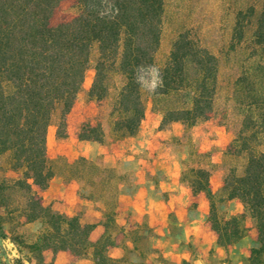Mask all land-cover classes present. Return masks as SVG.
<instances>
[{"label": "trees", "instance_id": "1", "mask_svg": "<svg viewBox=\"0 0 264 264\" xmlns=\"http://www.w3.org/2000/svg\"><path fill=\"white\" fill-rule=\"evenodd\" d=\"M60 1L0 0V243L8 240L18 254L12 263L0 258V264H53L44 259L48 250L90 264H133L130 254L145 256L148 236L138 232L129 236L132 247L124 246L122 258L108 256L120 233L117 199L133 191L132 183L96 157L70 163L47 155L48 129L55 125L56 137L66 138V116L89 70L87 98L96 103L97 113L93 125L80 126L78 142L138 146L150 102L161 129L183 126L180 183L193 195H205L216 245L226 253L236 247L249 234V220L256 236L244 264H264V61L224 80L220 58L199 37L184 32L165 44L166 0H75V18L52 27ZM257 30L264 35V13ZM242 43L230 41L227 49ZM252 48L264 52V40L253 41ZM141 65L159 68L164 86L149 91L145 83L151 72ZM212 117L231 134L217 191L210 181L218 165L193 148L191 135ZM57 179L77 182L87 191H78L80 199L99 203L104 232L98 240H90L95 225L83 223L81 214L68 216L42 202L36 189L44 191ZM234 200L242 213L233 212ZM29 226L36 230L20 232Z\"/></svg>", "mask_w": 264, "mask_h": 264}, {"label": "rangeland", "instance_id": "2", "mask_svg": "<svg viewBox=\"0 0 264 264\" xmlns=\"http://www.w3.org/2000/svg\"><path fill=\"white\" fill-rule=\"evenodd\" d=\"M75 0H61L54 10L50 19V26L56 27L69 23L75 18ZM264 13V0H166L165 14V44H171L180 33L187 32L190 38L199 37L202 44L221 60V71L224 80L240 75L247 70V65L255 61H264V52L261 49H253V41L264 40V35L259 36L260 26ZM243 41L240 47L228 50L230 41ZM249 42L247 45L246 43ZM245 43V44H244ZM93 71L86 73L82 93L77 98L71 111L66 116L65 132L66 138L56 137L55 125H51L47 133V155L49 158L63 157L67 162H73L79 157L97 158V162L104 166L105 160L112 162L109 157L115 158V176H124L127 184L132 183L134 171L138 168L140 161L146 159V154L141 145L131 146L127 149L117 144L99 146L91 143H79L77 133L82 124L95 123L97 105L87 98V92L91 86ZM152 73L146 81V85L152 87ZM161 117L157 111L152 109L151 103H147L146 112ZM145 112V114H146ZM219 117H212L209 121L198 125L191 131L193 137V148L199 153H208L211 160L218 165L211 178L210 186L217 191L222 186L221 163L223 151L231 140L230 132L221 125ZM160 128V124H159ZM161 129V128H160ZM163 130L168 131L169 137L164 140L159 149L161 163L170 166L178 165L181 170V162L186 158L185 141L178 137L183 132V126L175 123ZM144 137V130L140 131V139ZM104 152V153H102ZM9 177L15 176L13 172L8 173ZM72 183V182H70ZM60 180H54L49 187L41 191L36 189L38 196L44 204H50L53 209L68 216L74 214L83 215L90 207L76 203L72 205V199L67 185ZM77 183V182H75ZM78 184V183H77ZM124 181L120 188H124ZM79 185V184H78ZM79 192L86 193L87 191ZM84 200V199H82ZM94 208L99 203L90 202ZM208 203V202H207ZM230 207L234 213H242V206L239 201L231 202ZM249 228L248 236L236 247L225 253L227 264H244L245 258L249 256L251 242L255 239L256 232L251 222L247 221ZM6 229L8 226L5 227ZM36 228L29 226L20 232H34ZM145 234V233H144ZM145 247V244L141 248ZM1 260H9L10 263L18 257L17 251L8 240L0 243ZM46 262H57L59 264H87L84 260H76L74 257L66 258V255L54 254L51 250L44 253ZM129 260L138 264V255L130 254ZM211 264H217V255L212 251Z\"/></svg>", "mask_w": 264, "mask_h": 264}, {"label": "crops", "instance_id": "3", "mask_svg": "<svg viewBox=\"0 0 264 264\" xmlns=\"http://www.w3.org/2000/svg\"><path fill=\"white\" fill-rule=\"evenodd\" d=\"M159 124V117L153 118L147 111L141 122L144 137L137 141L146 159L140 161L134 171L133 191L118 196L115 223L120 233L116 246L108 249V256L122 258L124 246L132 247L129 236L138 232V235L148 236V249L144 250L143 258L138 254V264H211L212 251L217 255V264H227L226 252L216 245V235L207 221L205 195H193L180 183L181 170L177 164L170 166L160 162V145L170 134L160 129ZM108 159L112 162L105 160L104 167L115 168V158ZM67 188L72 205L81 203L90 207L82 215V222L95 225L90 240H98L104 232L100 225L101 213L90 202L78 197L77 183L72 182ZM57 255L72 258L68 252Z\"/></svg>", "mask_w": 264, "mask_h": 264}, {"label": "clouds", "instance_id": "4", "mask_svg": "<svg viewBox=\"0 0 264 264\" xmlns=\"http://www.w3.org/2000/svg\"><path fill=\"white\" fill-rule=\"evenodd\" d=\"M140 67L145 68L152 73V76H153L152 87L149 91L155 92L157 91L158 88H162L164 86L163 76L159 68H157L155 65H148V66L141 65Z\"/></svg>", "mask_w": 264, "mask_h": 264}]
</instances>
